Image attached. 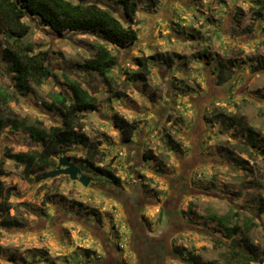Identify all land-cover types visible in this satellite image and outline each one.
Instances as JSON below:
<instances>
[{
    "label": "rangeland",
    "instance_id": "1",
    "mask_svg": "<svg viewBox=\"0 0 264 264\" xmlns=\"http://www.w3.org/2000/svg\"><path fill=\"white\" fill-rule=\"evenodd\" d=\"M93 1L118 7L117 0ZM155 3L139 0L137 43L120 52L109 46L120 62L111 86L77 66L102 43L88 33L61 36L38 20H24L31 27L26 42L35 51H48L52 67L51 77L29 93L10 81L0 48V94L8 97L0 105V181L12 191L0 223H20L0 228V264H81L88 261L87 251L103 262L114 257L117 264H189L181 250L186 257L224 264L232 250L246 252L245 246L262 259L256 264H264V213L258 210L264 204V69L256 70L257 59L264 57V21L255 13H264V0ZM158 54L173 57L172 67L152 61L146 82L130 79L138 67L129 59ZM235 59L232 77L225 71L219 80L223 65ZM65 74L83 81L98 99L97 111L83 118V132L102 143L100 166L121 179L115 189L87 168V150L80 145L63 150L90 178L88 187L67 176L26 181L24 167L7 158L41 149L26 132L11 128L13 116L47 129L61 125L50 106L64 89ZM217 114L236 119L235 126H225L224 117L216 121ZM115 115L139 123L131 144L123 143ZM247 128L259 141L249 151ZM149 153L154 158L144 160ZM127 214L139 222L136 227ZM211 214L229 215L226 227L236 226L239 233L229 238L210 221Z\"/></svg>",
    "mask_w": 264,
    "mask_h": 264
},
{
    "label": "trees",
    "instance_id": "2",
    "mask_svg": "<svg viewBox=\"0 0 264 264\" xmlns=\"http://www.w3.org/2000/svg\"><path fill=\"white\" fill-rule=\"evenodd\" d=\"M151 1L153 5H157L156 0ZM257 2L259 5L261 1ZM116 4L118 7L114 10L108 6L102 7L93 0H77L76 3L69 0H0V48H3L4 61L9 64L5 70L17 91L29 93L33 86L43 85L44 81L52 75L48 51H35L34 45L26 42L31 30L30 25L24 22L27 18L38 20L42 26L50 28L52 32L61 36L66 32H83L99 39L102 43L95 44L94 56L85 59L77 66L82 71L97 74L107 85L111 86L113 82L111 74L115 68L120 67V62L109 46L120 52L139 40L138 31L134 29L139 12V0H117ZM260 9L264 10V7ZM255 13L257 20L264 21L262 11L257 10ZM159 60L172 67L174 58L158 54L152 57L129 59L128 61L138 67L130 79L134 82H146L151 74L152 61ZM237 62L235 59L225 63L224 69L219 74V80L225 79V71L229 72L227 79H230ZM262 69H264V57L257 59L256 70ZM64 78V89L53 97L50 106L52 111L59 112V117L62 119L61 125L47 129L39 121L32 123L28 118L20 119L13 116L10 121L11 128L15 131L26 132L36 144L41 146V149L12 154L7 158L23 166V177L26 181L31 182L35 177L56 168L57 155L63 149L80 145L87 150L85 159L87 168L97 172L112 184L114 183L115 185L111 188L115 189L121 179L109 167L100 166L105 158L104 152L100 149L102 143L91 141L83 132L85 128L83 118L85 114L97 111L98 99L79 78H72L67 74L64 75ZM7 98L5 93H1L0 105L5 103ZM221 117H224L222 121L225 126H235L236 119L229 116L217 114L215 120L217 121ZM113 122L122 135L123 143L131 144L139 128V123H130L119 115L114 116ZM244 130L248 134L251 146L245 150L249 151L259 143L258 136L251 128ZM262 148H264L263 142ZM224 150L230 153L229 149ZM150 158H154L151 153L144 155V160ZM11 195L12 191L5 190L0 181L1 212L10 210L8 201ZM258 210L260 213H264V204H261ZM209 218L212 223L225 228L229 238H233L239 233V228L236 226L226 227L229 224V215L211 214ZM19 224L17 219H5L0 223V228L19 227ZM132 225L134 226L135 223L132 222ZM131 231L134 240L136 233L133 228ZM245 248L246 252L232 250L224 264L262 263V259L257 258L253 249L249 246H245ZM178 253L189 264H219L216 261L203 262L196 255H188L187 258L184 255L185 251L182 250ZM87 255L88 261L85 263L81 261V264H117L114 257H109V260L107 259L105 262L97 260L94 258L95 251H87ZM91 256L93 259H90Z\"/></svg>",
    "mask_w": 264,
    "mask_h": 264
},
{
    "label": "water",
    "instance_id": "3",
    "mask_svg": "<svg viewBox=\"0 0 264 264\" xmlns=\"http://www.w3.org/2000/svg\"><path fill=\"white\" fill-rule=\"evenodd\" d=\"M67 150L61 151V156L58 159V166L48 172L41 175L43 180L54 178L56 176H67L72 181L81 183L84 187H88L90 184V178L83 174L81 168H79L74 162L66 157ZM238 243L236 241L231 242V247H235Z\"/></svg>",
    "mask_w": 264,
    "mask_h": 264
},
{
    "label": "flooded vegetation",
    "instance_id": "4",
    "mask_svg": "<svg viewBox=\"0 0 264 264\" xmlns=\"http://www.w3.org/2000/svg\"><path fill=\"white\" fill-rule=\"evenodd\" d=\"M59 155H60V154H59ZM59 155H57L58 159H59V157H60ZM126 197H127V195H126ZM119 203H121V202L119 201ZM126 205H128L129 208H132V207H131V202L128 201V199L126 200ZM124 208H125V207H124ZM127 216L129 217V218L127 217V221H130V220H131V222H134V223H135V225H134L133 227H136V224L139 223V222H138V221L136 222V219H134L133 216H130L129 214H127ZM129 219H130V220H129ZM156 248H157L156 244H155V246H154L153 248L151 247V249H152V253H151V254H152V255H154V253L156 252Z\"/></svg>",
    "mask_w": 264,
    "mask_h": 264
}]
</instances>
